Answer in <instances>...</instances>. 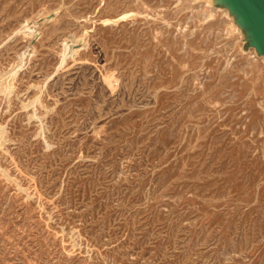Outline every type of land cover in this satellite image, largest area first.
Wrapping results in <instances>:
<instances>
[{"label": "rangeland", "instance_id": "1", "mask_svg": "<svg viewBox=\"0 0 264 264\" xmlns=\"http://www.w3.org/2000/svg\"><path fill=\"white\" fill-rule=\"evenodd\" d=\"M224 0H0V264H264V53Z\"/></svg>", "mask_w": 264, "mask_h": 264}, {"label": "water", "instance_id": "2", "mask_svg": "<svg viewBox=\"0 0 264 264\" xmlns=\"http://www.w3.org/2000/svg\"><path fill=\"white\" fill-rule=\"evenodd\" d=\"M234 9L239 20L248 25L252 45L264 53V0H224Z\"/></svg>", "mask_w": 264, "mask_h": 264}]
</instances>
